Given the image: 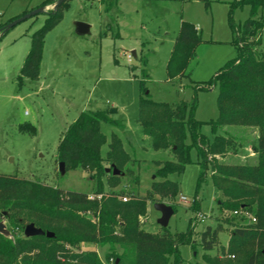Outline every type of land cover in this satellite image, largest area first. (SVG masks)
<instances>
[{
    "label": "trees",
    "instance_id": "trees-1",
    "mask_svg": "<svg viewBox=\"0 0 264 264\" xmlns=\"http://www.w3.org/2000/svg\"><path fill=\"white\" fill-rule=\"evenodd\" d=\"M57 1L45 0L39 8ZM69 1L46 13L43 28L32 36L30 52L18 77L20 86L39 79L46 37L63 20ZM203 1L206 7L210 6L208 0ZM100 2L108 12L118 0ZM230 5L229 25L236 57L210 81L197 85L191 103L156 102L141 85L138 123L143 135L150 139L155 151L173 158L154 162L155 181L148 195H139L135 190H106L119 187L124 178L131 179L133 186L139 185L140 176L135 171L139 162L128 153L118 132L108 137L102 131V125L106 124L122 132L125 129L122 121L114 120L109 111H84L63 133L57 161L65 164L66 173L77 170L88 173L97 187L95 195L102 196L101 199L90 200L89 194L0 175V223L4 222L10 231V236L0 232V264H182V245L189 243L193 249L201 245L205 251L214 250L227 226L233 229L229 243L232 254L228 261L217 258L218 264H264V53L260 50L264 0H234ZM243 7H249L250 16L236 26L233 11ZM11 22L0 26V34ZM203 43L196 26L182 21L167 64L168 81L191 78V66ZM213 86L219 87V116L207 123L214 135L209 138L202 133L205 123L196 119L197 93ZM224 127L257 130L258 137L252 146L254 163L222 161L239 148L236 137L220 134ZM18 130L33 136L38 133L31 123L19 125ZM105 146L108 149L104 153ZM194 149L202 169L198 185L211 171L213 184L221 196L217 202L223 218L217 220L216 227L207 226L199 234L200 243L194 238L196 226L192 224L187 233H172L169 227L157 234L146 231L140 218L146 216L148 205L156 197L167 201L176 212L171 202L179 194V185L170 178L183 175L192 162ZM114 169L119 175H114ZM124 197L127 202H123ZM191 208L198 213L199 202L195 201ZM30 224L54 234V238L25 237V228ZM84 244L107 247L106 260L102 261L96 250H83Z\"/></svg>",
    "mask_w": 264,
    "mask_h": 264
},
{
    "label": "rangeland",
    "instance_id": "rangeland-1",
    "mask_svg": "<svg viewBox=\"0 0 264 264\" xmlns=\"http://www.w3.org/2000/svg\"><path fill=\"white\" fill-rule=\"evenodd\" d=\"M45 0H0V26L22 18L39 8ZM118 0L108 12L100 0H70L63 12V20L46 37L41 75L35 82L18 83L21 69L31 49L32 36L41 30L47 14H39L11 28L0 37V175L40 181L61 190L95 195V181L86 172L69 171L62 175L57 151L65 130L84 111H109L114 120L124 124L122 132L103 124L108 137L119 133L128 153L137 163L135 171L140 183L133 186L124 178L119 187L106 190H135L147 196L152 190L155 161H168L171 155L155 151L138 123L139 101L143 84L156 102L191 103L197 85L210 81L229 61L236 57L233 32L229 25L234 0ZM53 6L45 8L47 13ZM250 16L249 7L236 8L232 19L242 25ZM192 23L202 35L204 43L198 49L191 66V78L168 81L167 64L178 36L181 22ZM90 26L88 33H80L76 24ZM264 53V32L262 46ZM135 51V55L133 52ZM133 61H128V55ZM219 87L197 93L196 119L202 123V133L213 138L210 125L216 121ZM31 123L38 133H21L19 125ZM236 137L239 148L219 161L227 164L254 163L252 150L258 134L255 128L224 127L220 134ZM190 139H188V142ZM242 141V142H241ZM246 143V145H242ZM108 146L103 148L104 153ZM197 151L191 152V163L182 176L170 179L179 185V194L171 204L176 212L169 223L172 233H187L195 225L194 238L207 226L216 227L222 219L218 209L221 198L211 171L198 185L201 175ZM186 198L187 203L182 201ZM195 201L200 211L192 210ZM156 203L168 204L156 197L148 205L146 216L140 221L144 229L157 234L162 231V214ZM232 227L219 236V245L205 251L201 245L180 247L182 264H218L217 258L231 257L229 243ZM224 248V252L222 251ZM83 250L97 251L106 260L108 248L94 244L82 245ZM208 258V259H207ZM207 259V261H206ZM213 260V261H212ZM237 259H231L236 261ZM214 262V263H213Z\"/></svg>",
    "mask_w": 264,
    "mask_h": 264
},
{
    "label": "water",
    "instance_id": "water-1",
    "mask_svg": "<svg viewBox=\"0 0 264 264\" xmlns=\"http://www.w3.org/2000/svg\"><path fill=\"white\" fill-rule=\"evenodd\" d=\"M67 0H58L54 6H53V10L56 11L63 3H65ZM43 13H47V10H45V8H38L37 10L26 14L25 16H23L22 18H19L11 23H9L5 28L2 34L6 33L7 31H9L11 28L15 27L16 25L31 19L32 17H35L39 14H43ZM78 30L80 33H88L90 30V26L88 24L85 23H77L76 24ZM0 34V37L1 35ZM59 170L60 173L62 175L66 174V167L64 163H60L59 164ZM109 171V170H108ZM114 175H119V171H117L116 169H114L113 171ZM155 209L157 211H159L162 214V217L159 220V225L162 228H168L169 227V223L171 218L174 216L175 211L174 209L170 206V205H166L163 203H157L155 204ZM0 232L2 234H4L5 236H10V231L7 229L6 224L4 222L0 223ZM24 235L27 238H31V237H36V236H47L48 238H54V234L52 233H45L44 231H42L41 229L36 228L33 224H30L28 226H26L25 231H24Z\"/></svg>",
    "mask_w": 264,
    "mask_h": 264
},
{
    "label": "built area",
    "instance_id": "built-area-1",
    "mask_svg": "<svg viewBox=\"0 0 264 264\" xmlns=\"http://www.w3.org/2000/svg\"><path fill=\"white\" fill-rule=\"evenodd\" d=\"M128 61H129L130 63L133 61V56H132L131 54L128 55ZM101 197H102V196L89 195V199H90V200L101 199ZM127 200H128L127 197H124V198H123V202H127ZM182 201L185 202V203H187L186 198H182ZM236 214H237V213H236ZM248 217H250V216L248 215ZM253 221H255V220H253Z\"/></svg>",
    "mask_w": 264,
    "mask_h": 264
},
{
    "label": "crops",
    "instance_id": "crops-1",
    "mask_svg": "<svg viewBox=\"0 0 264 264\" xmlns=\"http://www.w3.org/2000/svg\"><path fill=\"white\" fill-rule=\"evenodd\" d=\"M133 54H134V55L136 54L135 51L133 52Z\"/></svg>",
    "mask_w": 264,
    "mask_h": 264
}]
</instances>
